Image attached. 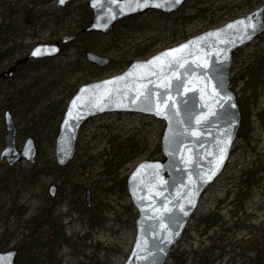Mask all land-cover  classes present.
<instances>
[{
    "label": "rangeland",
    "instance_id": "rangeland-1",
    "mask_svg": "<svg viewBox=\"0 0 264 264\" xmlns=\"http://www.w3.org/2000/svg\"><path fill=\"white\" fill-rule=\"evenodd\" d=\"M90 0H0V155L5 147L4 111L18 127L17 147L36 138L34 164L9 166L0 158L1 249L16 247L31 264H124L136 237L138 211L126 178L144 159L163 158L165 122L136 113H105L82 126L74 159L56 163L58 126L78 88L124 72L131 61L152 55L205 30L220 27L264 5V0H188L177 12L147 11L115 24L108 33L83 30L90 24ZM78 36L56 58L28 63L36 44ZM92 51L111 59L98 67L85 58ZM264 33L235 53L231 86L242 99L246 125L223 172L205 190L183 238L174 246L181 260L196 264L210 252L213 264H264ZM13 69L9 78L4 74ZM19 69V70H18ZM254 75V78L252 76ZM9 106V107H7ZM55 185L52 197L49 187ZM91 191L90 205L86 194ZM53 202L58 226L32 232L28 220ZM214 213L219 221L207 223ZM58 229L62 239H56ZM173 251V252H174Z\"/></svg>",
    "mask_w": 264,
    "mask_h": 264
},
{
    "label": "water",
    "instance_id": "water-1",
    "mask_svg": "<svg viewBox=\"0 0 264 264\" xmlns=\"http://www.w3.org/2000/svg\"><path fill=\"white\" fill-rule=\"evenodd\" d=\"M68 1L58 0L57 5L64 7ZM186 2L151 0L135 11H121L122 5L113 0H90L92 18L83 31L108 33L127 17L151 10L172 14ZM262 33L264 5L148 59L133 60L118 75L83 84L68 102L56 136L55 155L60 168L74 159L79 132L92 117L136 113L165 122L160 143L163 158L142 160L126 178L138 216L135 241L124 264H166L205 190L225 169L242 122L237 93L231 86L234 55ZM62 52L59 41L41 43L33 46L28 58L41 61ZM85 58L98 67L111 63L110 58L92 51H85ZM12 71L9 69L4 77H11ZM4 118L5 147L0 158L9 166L22 160L34 164L38 156L36 138L27 136L19 149L18 127L10 109L4 111ZM49 193L56 196L55 185L49 187ZM90 198L88 190V205ZM17 260L16 247L0 248V264H17Z\"/></svg>",
    "mask_w": 264,
    "mask_h": 264
},
{
    "label": "trees",
    "instance_id": "trees-1",
    "mask_svg": "<svg viewBox=\"0 0 264 264\" xmlns=\"http://www.w3.org/2000/svg\"><path fill=\"white\" fill-rule=\"evenodd\" d=\"M127 18L129 19V17H127ZM76 38H78V36H75V37L74 36H67V37H65L64 40L61 41L62 42L61 44L63 46H69L70 44L73 43V40L76 39ZM36 61L37 60H33L32 59L28 63L34 65ZM258 64H259V67H263L264 66V55L259 59ZM252 78H254V75L252 76ZM12 82H13V79L9 78L8 79V83H12ZM3 83H5L4 79L0 78V86H2ZM238 102H239L241 111L244 112V104L242 102V99H239ZM7 107H9V106H7ZM245 125H246V118L244 116V120L242 122L243 128L245 127ZM217 221H219V217L216 216L214 213L209 214L205 218V222H207V223L217 222ZM27 222H28L27 228H28V230H31V232L34 229H37L38 227H41L42 225H44L46 223H49L50 225H53V226H58V222H57L56 218L53 216V202L47 201L46 204H44L43 208H41V211L37 215H35L32 218H30ZM56 239L57 240L62 239V235H61V230L60 229H58V231L56 233ZM173 251L170 253L169 258L170 257H174L178 261L181 262L182 260L177 255L178 254L177 251H174V252ZM211 256L212 255L210 254V252H206V251L203 252L202 254H200L198 256V260L196 261V264H213L214 263V258L211 257ZM32 261L33 260L30 257L23 258L21 256L20 259H19L18 264H31ZM253 264H260V262L259 261H255Z\"/></svg>",
    "mask_w": 264,
    "mask_h": 264
},
{
    "label": "snow or ice",
    "instance_id": "snow-or-ice-1",
    "mask_svg": "<svg viewBox=\"0 0 264 264\" xmlns=\"http://www.w3.org/2000/svg\"><path fill=\"white\" fill-rule=\"evenodd\" d=\"M61 3L64 2V0H60ZM114 3H117L118 6H121V11H124L125 9L127 10H131V11H135L137 7L140 6H147V4L149 2H151V0H113ZM176 2L178 3L179 0H176ZM159 6V5H157ZM228 27H232V25H229ZM248 27H251V25H249ZM147 98V97H145ZM220 151L223 153L224 149H220ZM223 157L221 156L220 160L222 162ZM211 178V177H209Z\"/></svg>",
    "mask_w": 264,
    "mask_h": 264
},
{
    "label": "flooded vegetation",
    "instance_id": "flooded-vegetation-1",
    "mask_svg": "<svg viewBox=\"0 0 264 264\" xmlns=\"http://www.w3.org/2000/svg\"><path fill=\"white\" fill-rule=\"evenodd\" d=\"M0 247H1V243H0Z\"/></svg>",
    "mask_w": 264,
    "mask_h": 264
}]
</instances>
